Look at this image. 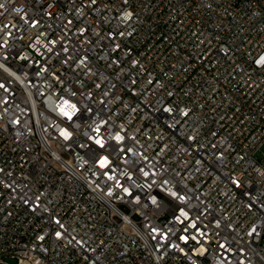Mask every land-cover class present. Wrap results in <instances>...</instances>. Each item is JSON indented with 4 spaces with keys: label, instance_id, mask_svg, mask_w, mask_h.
Listing matches in <instances>:
<instances>
[{
    "label": "built area",
    "instance_id": "obj_1",
    "mask_svg": "<svg viewBox=\"0 0 264 264\" xmlns=\"http://www.w3.org/2000/svg\"><path fill=\"white\" fill-rule=\"evenodd\" d=\"M264 264V0H0V264Z\"/></svg>",
    "mask_w": 264,
    "mask_h": 264
},
{
    "label": "rangeland",
    "instance_id": "obj_2",
    "mask_svg": "<svg viewBox=\"0 0 264 264\" xmlns=\"http://www.w3.org/2000/svg\"><path fill=\"white\" fill-rule=\"evenodd\" d=\"M12 264L14 263V261H10Z\"/></svg>",
    "mask_w": 264,
    "mask_h": 264
}]
</instances>
